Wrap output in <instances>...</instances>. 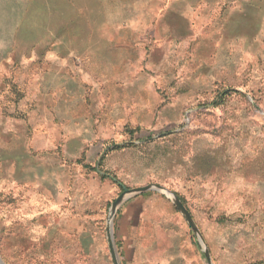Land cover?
<instances>
[{"label":"rangeland","instance_id":"rangeland-1","mask_svg":"<svg viewBox=\"0 0 264 264\" xmlns=\"http://www.w3.org/2000/svg\"><path fill=\"white\" fill-rule=\"evenodd\" d=\"M120 3L0 0V260L264 264V0Z\"/></svg>","mask_w":264,"mask_h":264},{"label":"crops","instance_id":"crops-1","mask_svg":"<svg viewBox=\"0 0 264 264\" xmlns=\"http://www.w3.org/2000/svg\"><path fill=\"white\" fill-rule=\"evenodd\" d=\"M116 2H121L120 6L124 7L126 4H129L131 1V6H133L134 0H115ZM177 17H179V13H175ZM124 17V16H123ZM118 18V17H116ZM182 19V17L180 16ZM68 50L63 53V55L67 54ZM166 206V202L158 201ZM123 208H121L120 215L118 216L117 221V238L121 241L120 248L122 250H132L133 249V242L136 240V236L134 233L139 231V226L144 221V211L147 207L151 206L145 200V197L139 196L133 199H129L126 203H123ZM157 207V206H156ZM158 208V207H157ZM135 243V242H134Z\"/></svg>","mask_w":264,"mask_h":264},{"label":"water","instance_id":"water-1","mask_svg":"<svg viewBox=\"0 0 264 264\" xmlns=\"http://www.w3.org/2000/svg\"><path fill=\"white\" fill-rule=\"evenodd\" d=\"M147 190H155V191H158V192H160V193H162V194H164L166 196H168V195L170 196L174 206L182 214V216L187 221L188 225L191 227L193 232H195L196 237H197V242L204 248V242L202 240L201 234L198 231L197 226L195 225L193 219L191 218V216L187 212V210L184 207V205L182 204V202L179 200V198L176 195L172 194L171 192L168 191V189H166L165 187H163L161 185L148 184V185H145V186L135 187V188H131V189H128V188L123 186L122 193L111 204L110 218H112V216L115 213L117 207L127 197H129L130 195H133V194H137V193H140V192L147 191ZM106 237H107V244H108V249H109V253H110V257H111L112 263L113 264H118L117 252H116V249H115L113 230H112L111 222H109L108 226L106 227ZM204 254H205V258L207 260V263L208 264H213L211 262L209 253H208V251L205 248H204ZM0 264H4V263L0 260Z\"/></svg>","mask_w":264,"mask_h":264}]
</instances>
